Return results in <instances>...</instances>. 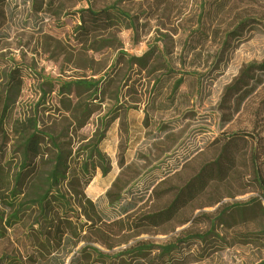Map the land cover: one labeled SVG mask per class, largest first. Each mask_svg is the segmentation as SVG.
<instances>
[{"label":"rangeland","instance_id":"1","mask_svg":"<svg viewBox=\"0 0 264 264\" xmlns=\"http://www.w3.org/2000/svg\"><path fill=\"white\" fill-rule=\"evenodd\" d=\"M47 2L5 0L1 7L0 70L19 67L24 78L7 129L11 132L25 114L37 113L40 129L68 134L76 150L94 138L107 118L100 149L109 173L96 170L84 191L101 222L95 217L96 225L85 228L86 241L76 248L70 244L33 261L25 258L32 254L25 238L29 227H16L0 238V260L12 255L24 264H70L87 244L109 259L84 255L80 264H264V197L247 183L251 173L243 168L253 149L264 177V82L242 104L220 106L240 69L264 60V0H56L53 8ZM88 6L96 11L115 7L131 23H119L97 35L95 47H84L75 30L77 12ZM133 57H144L146 67L131 64ZM79 79L109 80L100 86L101 109L82 129L61 116L59 97L46 85L52 82L57 90L58 83ZM235 133L254 140L239 143L233 153L237 169L221 191L228 197L217 206H207V198L196 201L161 227L136 223L165 207L166 198L157 196L183 185L218 156L225 143L221 136ZM118 177L127 186L121 202L111 206L106 193ZM81 221L89 222L85 216ZM139 243L176 248L168 257H157L159 252L145 253L144 259L125 255Z\"/></svg>","mask_w":264,"mask_h":264},{"label":"trees","instance_id":"2","mask_svg":"<svg viewBox=\"0 0 264 264\" xmlns=\"http://www.w3.org/2000/svg\"><path fill=\"white\" fill-rule=\"evenodd\" d=\"M4 3L5 0H0V27L5 22L4 9L1 8ZM55 3L56 0H49L48 8H53ZM115 10V7H109L96 11L92 6L79 10L77 14L80 24L75 30L78 44L93 48L98 43L97 35L110 32L123 21L131 23L128 17ZM129 61L141 68L146 67L143 63L144 57H133ZM0 77H3L0 85V238H5L7 233L16 227L28 226L25 238L33 245L32 254L25 257L29 261L63 251L70 244L76 248L86 241L83 237L85 228L92 230L96 225L95 217L101 222L96 205L86 197L84 191L94 178L96 170H101L103 176L109 173V160L100 145L110 123H107V118H103L101 128L94 138L76 150L70 140H67L68 134L65 136L61 133L55 134L49 129H40L37 113L25 114L23 118L17 119L9 132L8 118L21 97L24 78L19 67L8 72L0 70ZM108 81L79 79L58 83L57 90L52 82H47L46 85L51 93L56 92L59 97V104L63 108L61 116L71 119V126L82 129L101 109L99 104L102 101L98 96L100 86ZM263 82L264 60L243 66L231 84L225 88L221 108L226 109L227 104L232 101L242 104ZM42 105L44 106V103ZM221 138L225 143L218 156L204 163L183 185L169 186L162 192L161 189V195L157 198H166L165 207L140 216L136 223L146 228L161 227L172 222L182 209L196 201L207 198V206H217L228 197L221 191L224 184H229L233 172L237 169L233 153L239 151V143L248 145L249 138L252 141L254 139L244 133L223 135ZM243 165V168L251 173L247 183L254 189H259L264 197L262 163H259L255 150L249 152ZM123 166L124 164H121V167ZM126 186L121 177L116 179L106 193L109 205L114 206L121 202ZM156 193L158 190L153 191V195ZM229 210L230 208L225 213ZM84 216L91 225L81 221ZM95 241L94 243L109 251L114 249L105 242ZM88 248L91 251L89 253ZM175 248L176 244L162 247L139 243L125 255L136 253L144 259L145 253L159 252L157 257H168ZM92 254L102 260L109 259L98 248L86 244L70 264H80L84 255ZM2 262L24 264L23 259L21 261L12 255L3 256L0 264Z\"/></svg>","mask_w":264,"mask_h":264}]
</instances>
